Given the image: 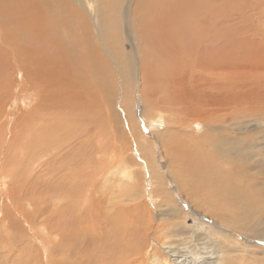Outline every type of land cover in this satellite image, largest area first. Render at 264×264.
Wrapping results in <instances>:
<instances>
[{"label":"rangeland","instance_id":"374dc122","mask_svg":"<svg viewBox=\"0 0 264 264\" xmlns=\"http://www.w3.org/2000/svg\"><path fill=\"white\" fill-rule=\"evenodd\" d=\"M1 1L4 3L6 0ZM17 1L18 0H15L14 3L7 8L6 12H14L16 10ZM115 1L116 0H110V3ZM153 1L155 0H134L133 2L129 0H120L118 6L120 16L119 31L126 28V18H124V16L128 15L130 18L139 22L138 20L141 15H139V19H135L133 17V15L136 17L134 10L140 13L145 8V14L147 13L145 17L148 18H145L144 26L148 25L151 18H149L150 15L146 6ZM228 2L229 3H227L226 0L228 23L224 25V27L232 36L229 37V47L227 46V61L230 65V62L233 63L235 60V62L239 63L238 67L242 72L245 73L247 70L248 72H252L253 70V74L251 77L250 74L246 75L243 73L245 78L243 74L240 76L239 79L241 81L239 86L236 83L239 80L237 78L238 80L236 79L233 81V83L237 85H230L229 90L224 87L225 96L228 93V96H231V98L228 96L226 97L230 99V102L226 103L221 110L217 108L225 101L223 94L221 95L216 92V90H212L208 96L205 95L202 86L195 82V84L191 83L190 77L183 79L186 82L182 83V87L180 82V86L178 87L179 92L177 93V97L180 101L178 99L176 100L183 106L185 117L183 118L179 114L176 115L178 121L181 120L179 123L184 122L175 124L179 126L175 128L176 133H173L177 134V137L175 136L176 140L186 141L188 139L187 142L192 141L193 143L194 141L195 145L198 144V146L186 148L187 155L185 152H182L181 156L176 154L174 155L175 157L173 155L170 156L165 147H163L161 141L156 138V136L159 137L163 132L166 124L162 121L156 122L157 125L152 124L151 118L148 119V116L151 117L150 115H152V113L149 112L150 115L148 114V116H146L147 110L145 108V112L143 111L144 106L141 101L142 81L135 79L134 75H132V77H126V79L129 80L126 85H131L127 87L130 96L127 98V102L129 101V106L127 108H130L134 114V124L129 122V117L127 113H125L126 111L122 109L124 92L122 88L120 90V74H118L116 70H112L114 66L106 55L103 57L101 56L103 61L99 59V63L104 68L105 72L114 71V74L111 73L113 75L110 73L108 75L107 72L106 75L111 79L110 83H112L115 88L112 89V85L110 87V85L107 84V79L103 82L108 85L105 86V90L108 93L114 90L115 93H117L115 96V111L117 112V116H114L112 109L108 107L100 108L102 106H99V101L94 107L89 106L90 104L81 102L79 104L81 107L80 112L85 111L86 113L84 112L85 114L82 115L81 113L73 111L74 114H72V116L74 115L75 117L70 118L72 122L68 121L71 124L66 122L64 124L65 126L57 125L59 128H57V131L53 128L57 139L53 131L51 134L52 137L47 134H44V137H42L41 134L36 136L33 134V129L35 127L41 128V124L29 128L30 124L27 123L28 125H26V121L24 122L23 120L22 122L21 118L33 113L39 108L38 103L35 102L38 94L37 91L32 93V101L28 100L26 103L24 102V104L21 103L23 100L20 101V108L25 106L21 114L17 111L11 118L8 117L9 119L3 117L2 114L0 115V264H153L154 262H158L159 264H175L173 260L176 261L180 256H193V259L195 257L194 264H197L196 262L200 264H210L211 260L209 256L214 258L222 251H226V259L230 257L226 264H264V60H262L264 58V0H229ZM138 4H142L139 11L135 9ZM3 6L6 7V4H3ZM75 7L78 8L79 5L75 3ZM109 8L115 10L113 6ZM82 13L86 14L84 10ZM111 20V27L113 28L116 20L115 13L112 15ZM214 27L215 20H213V28ZM201 28V30L205 31L203 27ZM62 33L63 31L60 32V35ZM121 34L125 38L122 42L123 52L133 53V47L127 40L126 35L123 33ZM95 40L97 41L96 38ZM98 47L100 48V44L96 45L92 43L91 50L96 54L97 49H99ZM105 51L106 49L98 50L99 53H105ZM229 53H234L232 56L233 59ZM237 54L239 55L236 56ZM244 54L249 58H244ZM260 61L263 65H260L262 64ZM249 62H253V64H249ZM152 63L155 64V68L152 67L149 73H146L149 75H147V78L150 80L145 84V91L147 92L148 89L147 93L149 96L151 95V97H159L161 93L158 87H162V85L158 82V79L161 78L158 73H160L162 69L158 67L160 65L159 61L155 63V59H153ZM241 65H244V67ZM250 68L251 70H249ZM1 71L0 83L4 80L12 85L16 79L17 83L16 87H14L15 94L12 95L10 90L8 92H3L0 95V102L2 99L5 103L7 99L17 100L19 92L24 90L29 79L25 76L22 79L19 78L18 69L14 63H8L6 71H4V69ZM183 72L185 75L187 74V76H191L193 73V76L196 71L186 72L183 70ZM7 75H9V77H7ZM154 76L158 79L153 80L155 84H153V87L150 84H152ZM189 84L190 86H188ZM0 85V90H2L3 87L4 89H9L11 86L9 85V87H6L4 84ZM116 87L118 88L116 89ZM183 87L186 91L183 90ZM29 94L30 91L27 92V95ZM110 94L113 97V94ZM186 95L189 96L187 97ZM97 96L98 100H100V95L97 94ZM191 97H193V99H191ZM24 99L27 98L25 97ZM189 99L190 102H188ZM203 101L205 105H203ZM227 101L228 100H226V102ZM207 102L211 104L213 111L211 110L210 112L211 108L206 105ZM215 103L218 106H216ZM67 109L69 108L61 109V113L67 115ZM186 110L190 111L193 116H188L189 114ZM62 111H65V113ZM69 111H71V109H69ZM203 111L205 113H202ZM161 113L162 116H165L164 111ZM221 113L226 114L224 116V114ZM80 115H82V117L84 116L83 121L85 123L80 120L82 118L79 119V117H81ZM211 116L214 117L212 118ZM222 116L229 117H227V121H225ZM191 117L193 121H191ZM218 117L222 118L219 120ZM74 118L79 119L81 124L84 126L87 125V127H83L78 120L75 122L76 119ZM216 118L218 122L220 121L217 125H235V128L238 127L236 128L237 130H231L229 132H214L208 130L207 128L210 124L213 126L217 123ZM157 119H161V117H156V120ZM222 120L223 122H221ZM224 121L226 124H224ZM21 122L25 124L27 128L28 133H26V135L24 130L23 134L18 131ZM74 122L75 124L77 123V125L79 124L76 129L75 127L77 125L75 126ZM118 122L121 123V125H118ZM67 124L72 130L69 129ZM73 125L74 128H72ZM80 126L83 128L81 129ZM203 127L204 130H206L204 133ZM87 128H89V133L93 131L91 130L93 128L98 131V140L95 137H89L90 134L88 131L86 132ZM10 129L13 131L15 130V132ZM59 130L60 132H58ZM187 130H190V133H188ZM57 132L59 134H57ZM63 132H67L69 135L66 134L69 137L78 135L80 139L72 138V140L70 138L66 140L68 141L67 143H65V141L62 142L60 140L65 135H63ZM178 135L181 136V139L178 138ZM221 135L223 138L225 137L227 140H230L227 145L218 142L220 141L219 138L222 137ZM94 140L97 141L94 142ZM144 141L151 142V145H148L150 150L144 148ZM44 143H46V147H44ZM220 143L222 145H220ZM139 144H142V148ZM201 145H203L204 148ZM23 146L27 149V152L24 149L26 154H24L22 150ZM76 146L78 147L76 148ZM159 147H161V149ZM41 149H43V151ZM147 150L151 151L152 157L155 159L158 167L161 166L159 167L160 170L152 171L151 167L146 163L145 156L147 155V158L149 156ZM164 153L169 155H165L167 156V160ZM129 157H132L130 158L131 161L128 160ZM172 157L174 160H172ZM194 157L193 164L199 163L201 159L199 168L203 172L214 175L220 171L224 173L223 175L232 176L233 180L239 186H243L238 187L237 190L238 194L243 192L246 196L248 195L246 197L247 201L245 200L243 202L242 206L245 207L243 210L240 212L231 210L233 206L226 202V199L225 201H221V195L220 198L218 197L222 202L219 210L210 213L212 216L206 214L205 210L207 208H212L213 210V206L218 204V201L210 198V201L208 199L205 202L208 207L202 206L199 194H201V196H209V192L206 191L207 188L204 190L199 189V193H197L194 190V184L187 180V177H185V179L184 177L179 178V180L173 177L176 170L179 169L178 163H184V167H181V170L187 168L190 170V167L185 165V162L188 158ZM27 163L29 166L33 165L32 171L28 169L29 166H27ZM167 163L169 166H167ZM172 163L174 167L172 166L171 169H167ZM223 163L225 164L222 165ZM210 164L213 165L211 166ZM221 166L222 168H220ZM194 170L195 169H191V171ZM156 173H158V175ZM149 176H152L150 177L151 179ZM203 178H207L209 181L211 177L206 175ZM55 187L56 189H54ZM163 187L164 190H162ZM159 189L160 192H162L161 194ZM41 190L44 191L41 193L43 197L39 195V198L35 199L32 193ZM165 191L168 192V196ZM232 192H234V190H232ZM153 193H155V195ZM172 199H174L176 207L182 208H173L172 203H170ZM196 199L198 200V205L195 204ZM239 202L237 203V209H241ZM168 206H170L171 212L166 211L169 209ZM44 207L49 210L45 212ZM172 208L174 210H172ZM162 209H165L163 213ZM191 209L195 210L196 213L193 214V210ZM207 211L209 210L207 209ZM235 214L238 216L236 217ZM224 219L226 220L224 221ZM220 220L221 222H219ZM252 225H254L253 230H249L248 228ZM176 226L178 227L176 228ZM189 227L191 228V232L187 234V232H189ZM179 228L183 236L176 233V230L178 231ZM183 231L187 232L182 233ZM212 261L215 263L218 259Z\"/></svg>","mask_w":264,"mask_h":264},{"label":"bare ground","instance_id":"6f19581e","mask_svg":"<svg viewBox=\"0 0 264 264\" xmlns=\"http://www.w3.org/2000/svg\"><path fill=\"white\" fill-rule=\"evenodd\" d=\"M14 1L15 0H6L3 3L0 0V72L2 73V71H1L2 69H4V71H6V67H7L8 63H10V64L14 63L18 69L19 78L22 79L25 76L29 80H28L24 90L19 92V96H18L17 100L7 99L6 103L3 99L1 100V102H0V115L2 114L3 117L9 119V118H11L12 115L16 114L17 111L19 112V114H21L24 111L23 108L25 106L24 107L22 106V108H20L21 107L20 101L23 100V101H21V103H23V104H24V102L26 103L28 100L32 101V93H35L37 91L38 94H37V97L35 99L36 100L35 102L38 103L39 108L36 111H34L33 113L21 118L22 122H23V120H24V122L26 121V125H28L27 123L30 124L29 128H32V127H35V126L41 124V128L35 127L33 129V134L36 136H39L40 134L42 137H44L43 136L44 134H47L49 136L52 134L53 128L57 131V128H58L57 125H64L66 122L69 124L70 122H72V121H70V118L75 117L74 115L72 116V114H74L73 111H75L76 113H81L82 115L85 114L86 113L85 111H84L85 113L80 112L81 107L79 104L81 102H84L85 104H90L89 106L94 107V105H97V102L99 101L98 102L100 104L99 106H102L100 108L108 107V108L112 109L113 115L117 116V112L115 111V96L117 93H115V90L111 91L109 93L105 90V86H108V85H110V87L112 85V87H111L112 89L115 88V87H113L114 85L112 83H110L111 79L109 77H107L109 75V73L111 74L114 71H112V72L106 71L108 74V75H106L104 68L99 63V59L103 61L102 57L104 55H106L107 58L111 60L112 65L114 66V69H112V70H116V72L118 74H120V80H121V83H119L120 84V90L122 88V91L124 92L123 93L124 98L122 101V103H123L122 109H124V111H126L125 113H127L128 117H129V122H132L134 124V120H133L134 114L132 113V110L130 108H127L129 106V103H128L129 101L127 102V100H128L127 98L129 96V91H127V87L131 86V85H126L127 82H129V80H127L126 77H128V76L132 77V75H134L135 79L142 81V84H141V87H142L141 88L142 89L141 101H142L143 106H144L143 111L145 112V108L147 110L146 116H148V114L150 112V113H152V115L149 114L151 117L148 116V119L151 118L152 124H156V122H160V121H162V122H164V124H166V126H165L166 130L164 129L163 132L160 134V136L159 137L156 136V138L161 141V143L163 144V147H165V149L168 151V154H170V156L171 155L174 156L175 154L178 156H181L182 152H185L187 155V149L186 148H188L190 146H196V145L198 146V144L195 145L194 141H193V143H192V141L187 142L188 139L186 141H182V140L180 141V140L175 139L177 137L176 136L177 134H175L176 133L175 128H177L179 126V125H175V124H181L184 122L183 121V122L179 123V121H181V120L178 121V119L176 118V115L179 114L183 118L185 117L184 116L185 110H184L183 106L180 105L176 100V99L179 100V98L177 97V93L179 92L178 87L180 86V82H181V87H182V85H183L182 83L186 82L183 79H186V77L187 78L190 77L191 83L195 82V83L202 86V89L205 91L204 92L205 95L208 96L212 90H216V92L220 93L221 95L223 94L225 101L223 100L224 103L222 102L223 104L220 105L223 107L219 106L217 108L216 106H218V105L215 103L216 104L215 107L218 110H221L224 108V105L226 103L230 102L229 101L230 99L226 98L228 96V93L225 96L224 87H226L229 90L230 85L233 86V85L238 84V86H239V83L241 81L239 78L244 73L238 67V64H239L238 62H235V60H234L233 63L230 62V65H231L230 66L228 61H227V59H228L227 58V51H228V47H229L228 42H229V37L232 36V34H229L228 31L224 27V25H227V23H228V19H227L228 9H227L226 0H215V1L214 0H160V1L155 0L152 3H150L148 6H146V8L148 9L149 15H150L149 18H151L148 25L144 26L145 18H148V17H145L147 15V13L145 14V8L140 13H138L134 10L136 17L134 15H133V17L135 19H139V15H141L140 19L138 20L139 22L130 18L128 15L124 16V18H126V28L123 29L122 31H119V29H120L119 17L120 16H119V12H118V6H119L120 0H116L113 3H110V0H18L16 3V10L12 13L6 12L7 8L11 4H13ZM129 1L133 2L134 0H129ZM228 1L229 0H227V3H229ZM75 3L79 5L78 8L75 7ZM3 4H6V7L3 6ZM141 5L142 4H138L137 7H135V9L137 11H139L141 9L140 8ZM110 6H113V8L115 10L109 8ZM83 10L86 12V14L82 13ZM114 13H115L116 20H115V24L113 25V28H112L111 27V23H112L111 18H112V15ZM258 16H260V15H258ZM213 20H215V27L214 28H213ZM203 23H204V26H203ZM141 25H142V27H141ZM209 26H210V28H209ZM201 27H203L205 29V31L201 30L202 29ZM150 28H151V30H150ZM62 31H63V33L60 35V32H62ZM117 31H119V32H117ZM121 33L126 35L127 40L130 42V44L133 47V53H124L123 52L122 42L125 38L122 36ZM95 38L97 39V41L95 40ZM92 43H94L96 45L100 44V48L98 47L99 49H97L96 54L91 50ZM97 43H99V44H97ZM239 46H241V45H239ZM93 48H94V46H93ZM102 49H106L105 53H103V52L99 53L98 52V50H102ZM94 51H95V49H94ZM246 52H248V51H246ZM93 54H94V56H93ZM233 54L234 53L230 54L231 58H232ZM238 55L239 54H237L236 56H238ZM240 55H243V54H240ZM17 56H18V59H17ZM247 56H248V53H247ZM247 56L244 54V58H246ZM260 56H261V54H260ZM256 57H255V59H256ZM248 58L249 57H247V59ZM153 59H155V63L157 61L160 62V65L158 67L160 69H162V71L160 73H158V75L161 78L158 79V78H155V76H154V78L152 79V84H150L153 86V84H154L153 80H155V79H158V82L161 83L162 87H158L159 91L161 93L160 94L161 96H159V97H153V96L151 97V95L149 96V94L147 93L148 89H147V92L145 91V84L148 83V80H150L149 78H147L148 74H146V73L147 72L149 73V70L155 66V64L152 63ZM239 59H241V58H239ZM262 60H264V58ZM238 61H240V60H238ZM241 63H242V61H241ZM251 63L253 64V62H249V64H251ZM260 63H262V62L260 61ZM260 65H263V63ZM241 66L244 67V65H241ZM183 70L186 72H191V71L195 70L196 72L193 76H192L193 73L191 74V76H187V74L186 75L184 74ZM249 70H251V68ZM243 71H245V70H243ZM252 72H253V70H252ZM252 72H250V71L248 72V70H247L244 74H246V75L250 74V76H251L253 74ZM7 74H9V73H7ZM113 74H111V75H113ZM150 74H152V73H150ZM244 74H243V77H244ZM7 77H9V75H7ZM156 77H158V76H156ZM105 79L108 80V83H107L108 85H106L105 82H103ZM192 79H193V81H192ZM236 79L238 80L236 82L237 84H234L233 81ZM187 81H188V79H187ZM16 83H17V79L15 82H13L12 85L9 82H5L4 80L1 81L0 84H4L6 87L7 86L9 87V85H11V86L9 89H7V88L4 89V87H3L2 90H0V95L5 91L8 92L9 90L12 93V95L15 94L14 87H16ZM119 84H118V87H119ZM100 85H101V88H100ZM188 86H190V84ZM118 87H116V89ZM98 90H99V92H98ZM180 90H181V88H180ZM183 90H185L184 87H183ZM28 91H30L29 95H27ZM100 91H101V93H100ZM131 92H132V90H131ZM189 92H190V90H189ZM110 93L113 94V97ZM97 94L100 95L99 96L100 100H98ZM194 94H196V93H194ZM25 97L27 99H24ZM194 97H196V96H194ZM228 97L231 98V96H228ZM239 97H241V96H239ZM204 98H203V100H204ZM88 99H90V100H88ZM191 99H193V97H191ZM14 100H15V103H14ZM86 100H88V101H86ZM226 100H228V101L226 102ZM182 101H183V99H182ZM204 101H203V105H205ZM211 101H213V100H211ZM188 102H190V99ZM196 102H198V101H196ZM130 103H131V100H130ZM183 103H185V102H183ZM232 104H233V102H232ZM130 105H132V104H130ZM206 105L209 106L210 108L212 107L211 104H209L208 102L206 103ZM192 106H193V104H192ZM195 106H196V104H195ZM84 107H86V106H84ZM63 108H69V109H71V111H69V109H67V111H66L67 115H65V114L63 115V113H61V109H63ZM212 108L210 109V112H211ZM227 108H229V107H227ZM110 109H108V110H110ZM88 111H89V109H88ZM162 111L165 112V116L161 115ZM62 112L65 113V111H62ZM187 112L189 114L188 116L192 115V113L190 111H187ZM215 112H220V111H215ZM158 113H160V114H158ZM171 113H172V115H171ZM202 113H205V112L203 111ZM221 114H224V113H221ZM225 114H224V116H225ZM82 115H80L81 117L78 116L79 119L82 118V119H80L81 121L84 120L83 119L84 116L82 117ZM230 115H231V113H230ZM156 117H161V119L156 120ZM227 117H229V116H227ZM227 117H223V119L225 121H227ZM221 118H219V120ZM74 119H76V118H74ZM79 119H76L75 122H77V120L79 121ZM68 121H70V122H68ZM81 121H79L80 124H81ZM191 121H193L192 117H191ZM216 121H217V123L215 125L212 126L210 124V126L208 128L207 127L206 128L208 130H211L214 132H217V131H222V132L228 131L229 132L231 130H237L236 128H238V127L235 128L234 127L235 125H229V126L228 125H217L220 121L218 122L217 118H216ZM22 122H21V125L18 127V131H20L23 134V130H24V133L26 135V133H28V131H27L25 124H22ZM75 122H74V125L76 126L77 123L75 124ZM92 122H94V121H92ZM119 122H121V121H119ZM221 122H223V120ZM68 124H67V126H68ZM224 124H226V122ZM74 125L72 128H74ZM78 125L75 127V129L78 128ZM88 125H89V122H88ZM118 125H121V123H119ZM198 125H199V123H198ZM82 126L87 127V125H85V126L82 125ZM91 127H93V126H91ZM80 128H81V126H80ZM89 128H90V125H89ZM89 128L86 129V132L88 131ZM94 128L91 129V130H93L91 133H89V131H88V133L90 134L89 137H95L98 140L99 134H97L98 131H96ZM121 128H123V127H121ZM69 129H71V127H69ZM10 130L13 131L12 129H10ZM35 130H36V132H35ZM60 130L58 132H60ZM78 130H77V132H78ZM203 130H204V127H203ZM31 131H32V129H31ZM182 131H183V129H182ZM189 131H188V133H190ZM205 131L206 130H204L203 133ZM13 132H15V130ZM54 132L55 131H53V134H54ZM58 132H57V134H59ZM73 132H74V130H73ZM173 132H175V133H173ZM185 132H184V134H185ZM228 132H227V134H228ZM66 133L63 132V135L64 134L65 135L63 136V138L60 141H62V142L65 141V143H67L68 141H66V140L70 139V138L71 139L72 138L80 139V137L78 135L74 136V137H72V136L69 137L68 136L69 134L67 133L68 134L67 135ZM60 134H62V133H60ZM14 135H16V134H14ZM222 135H223V133H222ZM230 136H231V134H230ZM51 137H52V135H51ZM180 137L181 136H179L178 138H180ZM55 138L57 139L56 135H55ZM192 138H191V140H192ZM44 139H46V138H44ZM216 139H217V137H216ZM219 139H220V141H218V142H221L222 144L227 145V143L230 142V140H227L225 137L223 138V136L220 137ZM97 140H94V142ZM206 141H208V140H206ZM144 142H145L144 148L149 149L148 145H151V142L150 141H144ZM154 142H155V139H154ZM198 142H199V140H198ZM9 143H10V141H9ZM204 143H206V142H204ZM221 143H220V145H222ZM44 144H45L44 147H46V143H44ZM69 144H70V142H69ZM82 144H83V142H82ZM40 146H41V144H40ZM139 146L142 148V144H139ZM201 146L203 147V145H201ZM217 146H218V144H217ZM77 147L78 146H76V148ZM54 148H55V146H54ZM159 148L161 149V147H159ZM24 149H25V147L23 146L22 150H23L24 154H26L27 149H25L26 152L24 151ZM41 150L43 151V149H41ZM149 150H147V153L149 155L148 158L146 157L147 155L145 156L146 163L148 164V166L151 167L152 171L160 170L159 167H161V166L158 167V165L155 162V159H153V157H152L151 151H149ZM153 150H155V149H153ZM145 151H146V149H145ZM162 151H163V148H162ZM212 151H215V150H212ZM140 152L142 153L141 150H140ZM46 154H47V152H46ZM168 154L164 153V156L165 155L169 156ZM167 156H165L166 160H167ZM195 157H197V156H195ZM195 157L194 158H188L185 162V165L190 167V170H188L187 167H186L187 169L181 170V167H184V163L183 164L178 163L179 169L176 170L175 175L173 177L175 179H178V180H179V178L184 177V179H185V177H187L188 178L187 180H189L191 183L194 184V186H195L194 190L197 193H199V189L204 190L205 188H207L206 191L209 192V196H204V195L201 196V194H199L200 195L199 196L200 197V203L202 204V206L208 207V205L205 204V202L208 199L210 201V198L218 201V204L215 205L216 207L213 206V210H212V208H207L210 212L207 211V209H206L205 210L206 214H208L209 216H212V215H210V213L218 211L219 207L222 205L221 201H225V199H226V202L230 203L233 206L231 210L239 211V212L241 210H243V208H245V207H243L242 205H243V202L246 200V197L248 195L246 196L243 192H242L243 194L241 192L239 194L237 193L238 187H243V186H239L233 180L232 176L223 175L224 173H222L220 171L214 175L213 174H207V173L203 172L199 168V166L201 164V159H200L199 163L193 164V160L195 159ZM130 158H132V157H129L128 160H130ZM172 160H174V158ZM184 161H185V159H184ZM222 161H223V159H222ZM224 164L225 163H223L222 165H224ZM27 166H29L28 163H27ZM167 166H169V164ZM172 166L174 167L173 163L167 169H171ZM225 166H227V165H225ZM220 168H222V166ZM238 168H239V166H238ZM28 169L30 171H32L33 165H30ZM191 169H195V170L191 171ZM233 170H235V169H233ZM26 171H27V169H26ZM23 174H25V173H23ZM148 174H149V171H148ZM156 174L158 175V173H156ZM206 175L211 177L209 181L207 180V178H203ZM150 177H152V176H149V178ZM132 178H134V177H132ZM156 178H157V176H156ZM141 179H142V176H141ZM237 179H238V177H237ZM153 180H154V178H153ZM160 180L162 181L161 178H160ZM17 181H18V179H17ZM157 182H158V179H157ZM163 183H165V182H163ZM178 184H180V183H178ZM127 185H129V184H127ZM158 185H159V183H158ZM14 187H15V185H14ZM181 187H183V186H181ZM54 189H56V187ZM221 189H223L225 191V194H224V191ZM162 190H164V187L162 188ZM168 190H169V187H168ZM232 190H234V192H232ZM42 192H44V191H42V190L36 191V192H33L32 194L35 196V199H37V198H39V195L43 197V195H41ZM129 192H130V190H129ZM159 192H160V189H159ZM166 192L167 191H165V193ZM189 192H191V191H189ZM161 193L162 192H160V194ZM4 194H5V192H4ZM130 194L134 195L133 193H130ZM153 194L155 195V193H153ZM166 194L168 196V192ZM221 195H222V198H221L222 200L220 201L219 198ZM224 195H225V197H224ZM5 196H7V195H5ZM170 197H171V195H170ZM170 197H168V198H170ZM192 197H194V196H192ZM47 200H49V199H47ZM44 202H47V201H44ZM238 202L241 205V209H239V208L237 209V203ZM170 203H172L173 208L174 207L180 208V209L182 208V207H176L175 206L174 199H172V201L170 200ZM195 204L198 205L197 199H196ZM161 206H163V205H161ZM170 206H171V204H170ZM170 206H168L169 209L166 211L171 212ZM163 207H165V206H163ZM173 208H172V210H174ZM47 210H49V209L45 208V212H47ZM191 210H193V209H191ZM158 211H159V209H158ZM164 211H165V209H162V213ZM195 213H196L195 210H193V214H195ZM47 214H46V216H47ZM203 215H204V213H203ZM235 215H236V217L238 216L237 214H235ZM181 217H183V216H181ZM225 220L226 219H224V221ZM219 222H221V220ZM177 227L178 226H176V228ZM253 228H254V225L250 226L248 229L253 230ZM190 229L191 228L189 227V232H187L188 231L187 230V231H183L182 233L187 232V234H189L191 232ZM176 233L178 235L179 234L181 235L180 228L178 229V231L176 230ZM181 236H183V235H181ZM161 240H162V238H161ZM43 245H45V244H43ZM225 252H223V251L220 253L218 252L219 254L217 256H215L214 258H211V256H209V258L211 260L210 264H226V263H228L227 260L230 259V257L228 259H226ZM194 256H196V255H194ZM192 257L191 256H188V257L187 256H183V257L180 256L176 261L175 260H173V261L175 262V264L176 263L177 264H194V259H196V258L194 257V259H193ZM214 259H218V261H216L214 263V261H212ZM210 260H208V261H210ZM196 263L200 264L198 262H196ZM203 263H206V262H203ZM153 264H159V263L154 262Z\"/></svg>","mask_w":264,"mask_h":264}]
</instances>
